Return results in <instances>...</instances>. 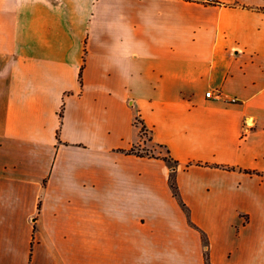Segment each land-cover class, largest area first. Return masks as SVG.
<instances>
[{"label": "crops", "instance_id": "1", "mask_svg": "<svg viewBox=\"0 0 264 264\" xmlns=\"http://www.w3.org/2000/svg\"><path fill=\"white\" fill-rule=\"evenodd\" d=\"M0 264H264V0H0Z\"/></svg>", "mask_w": 264, "mask_h": 264}, {"label": "trees", "instance_id": "2", "mask_svg": "<svg viewBox=\"0 0 264 264\" xmlns=\"http://www.w3.org/2000/svg\"><path fill=\"white\" fill-rule=\"evenodd\" d=\"M128 151H129V152H133L134 149L131 148V149H129ZM170 185H171V187L173 188V192H174V194L177 195V188H176V184H175V179H174V178H171V180H170Z\"/></svg>", "mask_w": 264, "mask_h": 264}, {"label": "built area", "instance_id": "3", "mask_svg": "<svg viewBox=\"0 0 264 264\" xmlns=\"http://www.w3.org/2000/svg\"><path fill=\"white\" fill-rule=\"evenodd\" d=\"M206 96H208V97H213V94H212V90H208V91H206Z\"/></svg>", "mask_w": 264, "mask_h": 264}, {"label": "rangeland", "instance_id": "4", "mask_svg": "<svg viewBox=\"0 0 264 264\" xmlns=\"http://www.w3.org/2000/svg\"><path fill=\"white\" fill-rule=\"evenodd\" d=\"M137 122H138V121H137ZM171 178H174V177H173V176H171L169 180H171Z\"/></svg>", "mask_w": 264, "mask_h": 264}]
</instances>
